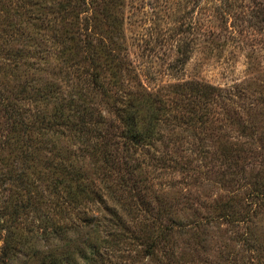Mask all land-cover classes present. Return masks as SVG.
Listing matches in <instances>:
<instances>
[{
	"label": "trees",
	"instance_id": "obj_1",
	"mask_svg": "<svg viewBox=\"0 0 264 264\" xmlns=\"http://www.w3.org/2000/svg\"><path fill=\"white\" fill-rule=\"evenodd\" d=\"M126 1L11 0L5 10L0 264H264V73L145 87ZM188 1L189 34L202 30L210 53L238 45L221 25L238 0ZM206 185H217L212 200Z\"/></svg>",
	"mask_w": 264,
	"mask_h": 264
},
{
	"label": "rangeland",
	"instance_id": "obj_2",
	"mask_svg": "<svg viewBox=\"0 0 264 264\" xmlns=\"http://www.w3.org/2000/svg\"><path fill=\"white\" fill-rule=\"evenodd\" d=\"M10 2L0 0V30L7 28L4 14H7L5 10L10 8ZM260 2L264 3V0H238L236 13L223 18L222 23L218 20L223 27L233 25L237 33V36L225 35L223 41L238 45L226 47L222 53H210L204 45L202 30L198 28L194 36L189 34L193 25L192 4L188 0H127L125 27L129 57L143 85L158 89L190 78L231 85L264 73V4ZM196 11L194 17L205 20L201 8ZM190 39H194L191 57L183 66L179 62L177 66L178 49L186 51V41ZM259 119L264 124V115ZM259 170L255 169V172ZM253 172L250 171L248 178ZM262 173L259 175L263 176ZM216 186L206 185L201 191L202 197L212 200L218 191ZM221 232L234 235L232 231L224 230L217 233L221 235ZM217 238L211 247L217 248L224 242Z\"/></svg>",
	"mask_w": 264,
	"mask_h": 264
}]
</instances>
